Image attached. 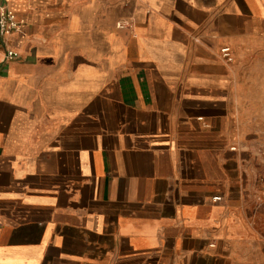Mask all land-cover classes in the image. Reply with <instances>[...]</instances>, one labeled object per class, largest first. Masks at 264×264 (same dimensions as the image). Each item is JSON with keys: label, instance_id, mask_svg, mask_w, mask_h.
<instances>
[{"label": "crops", "instance_id": "crops-1", "mask_svg": "<svg viewBox=\"0 0 264 264\" xmlns=\"http://www.w3.org/2000/svg\"><path fill=\"white\" fill-rule=\"evenodd\" d=\"M8 4L0 264H264V0Z\"/></svg>", "mask_w": 264, "mask_h": 264}, {"label": "built area", "instance_id": "built-area-1", "mask_svg": "<svg viewBox=\"0 0 264 264\" xmlns=\"http://www.w3.org/2000/svg\"><path fill=\"white\" fill-rule=\"evenodd\" d=\"M9 0H0V51L3 54L1 62H8L18 58L19 52L11 44V37L21 31L22 21H20L8 4ZM118 26L121 28H131L132 23L129 21H120ZM223 56L231 60L232 50L230 46L222 48Z\"/></svg>", "mask_w": 264, "mask_h": 264}, {"label": "rangeland", "instance_id": "rangeland-1", "mask_svg": "<svg viewBox=\"0 0 264 264\" xmlns=\"http://www.w3.org/2000/svg\"><path fill=\"white\" fill-rule=\"evenodd\" d=\"M246 14V13H245ZM249 14V13H247ZM246 14V16H247ZM259 143L257 149H259L257 151V158H256V164H258L260 162V164H264V140L261 141H257Z\"/></svg>", "mask_w": 264, "mask_h": 264}]
</instances>
